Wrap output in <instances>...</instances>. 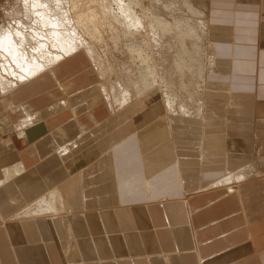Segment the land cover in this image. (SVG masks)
I'll list each match as a JSON object with an SVG mask.
<instances>
[{
	"label": "crops",
	"instance_id": "1",
	"mask_svg": "<svg viewBox=\"0 0 264 264\" xmlns=\"http://www.w3.org/2000/svg\"><path fill=\"white\" fill-rule=\"evenodd\" d=\"M197 1L201 118L163 117L152 93L113 111L82 53L0 92V264H264V175L217 185L264 171V0ZM54 188L69 213L12 219Z\"/></svg>",
	"mask_w": 264,
	"mask_h": 264
},
{
	"label": "bare ground",
	"instance_id": "2",
	"mask_svg": "<svg viewBox=\"0 0 264 264\" xmlns=\"http://www.w3.org/2000/svg\"><path fill=\"white\" fill-rule=\"evenodd\" d=\"M144 1H147L150 4V9L143 11L142 7ZM164 2L165 0L15 1V3L19 4L21 9L25 12L24 16L28 20H31L28 15H33L34 25L32 27H28L27 24L25 25L22 21H17L18 18H16V21H14L10 27L9 24L7 27L0 25V92L6 93L11 91L18 84H21L22 82L27 81L28 79L33 78L40 73L44 71L49 72L50 68L55 64L75 53H82L90 62L91 67H94L93 63L87 56V53H92L94 48L84 38L97 43L102 42L100 26L108 25L109 29H113L110 24L106 22V19L113 20V18H116L119 20L120 18L117 17L118 13L122 18L121 24H123V29L125 27V29L121 32L122 34H125V37L132 38L136 30H141L140 25L144 24V20L147 19L149 15L150 17L148 18H151L152 20L150 21L149 26H154V34H160L162 37H165V33L167 32L169 35V33L172 32L173 27L170 30V24L166 21H163L164 19L161 20L159 19V16H152L155 12V7H157L158 4H163ZM181 2L187 12L197 20H200V22L197 21V28L195 26H191L189 22H185L187 26L184 24L179 26L180 29L185 30V35L182 37L176 36V39H179L178 41L183 43L182 46L187 49V56L193 59V63H197L200 56L201 58L204 56L205 58H208L206 57L207 50H205L202 43H199L200 38L202 37H200V34H196V32H201L204 27L205 33L207 35L208 22H205L206 25H204L202 20L205 19L204 17L206 16L204 15L203 11L205 8H203V5H200L199 8L195 7L191 0H182ZM47 4H50L51 7ZM111 4H114L117 8L116 13H113L115 16L111 15ZM162 7L165 8L166 5ZM201 7L203 9H201ZM7 9L8 8L4 9L3 17H12L14 15L18 16L20 14L19 12H12L9 14ZM135 10L140 12L138 15L141 16V18L136 15ZM163 15L166 16V14H162L161 16ZM192 20L194 21V19ZM130 28H133L134 32L129 31L128 29ZM142 28L144 29V27ZM147 48L148 45H146V49ZM142 51L143 50L141 49V53H143ZM138 53L140 54V48ZM144 56H146V58H142L140 60V66L136 68V71L132 69L127 70L125 73V77L127 76L125 81L119 77L115 83L109 81L107 84H104L105 86L102 87L103 94L99 95V97L103 98L106 103L111 106H113L115 103L118 104L119 108L121 107L122 109L124 105H129V103L133 101L143 103L145 100L144 97H147L149 93L155 94V96L158 98L156 92L152 91L157 89L161 95L163 106H165H162L164 113L163 117H166L168 113H170V115H182L184 117L190 115L189 109L186 106L187 102L185 103L186 100L179 101L176 99V91L174 90L175 84H173L171 80L167 81L166 77L164 76L159 77L160 75L158 76L155 66L151 64L152 60L149 54L144 52L142 57ZM208 62V66L205 63V66L207 67L197 64L196 68L190 69V71H194L195 73V80L201 79L204 81L206 74L211 72L215 64V57L210 59L208 58ZM179 65L180 63L178 64V67H176L177 72L182 74L187 70L188 67H185L186 64L184 61H181V66ZM91 70L97 77H101L100 73L102 74V70L99 74L97 73L98 70L97 72H95L92 68ZM163 87H165L166 91H161ZM187 90H189V87ZM193 94L194 91L190 94L188 91V99H193V96H191ZM197 105L196 113L198 114L200 111L202 114L203 105L200 106V103ZM16 127V135H18V137H22L23 131L21 130L20 126ZM254 167L256 166L252 164L245 167V169L240 170L238 173H227V177L223 180L221 179V181L216 184L225 188L229 193H237V191L240 190L242 183L249 180L247 179L249 176L256 177L258 175H264V173L258 171ZM4 173L6 176V182H9L13 181L15 177L17 178L20 176L23 171L20 167V164H16L10 169L5 170ZM58 191L59 190L57 188L50 189L45 193V195H43V197L37 199V201H35V203H33L29 208L24 207L19 213H14L15 215L12 217V219L22 220L32 217H47L49 219H53L55 217L69 213L63 201L61 200V196Z\"/></svg>",
	"mask_w": 264,
	"mask_h": 264
},
{
	"label": "rangeland",
	"instance_id": "3",
	"mask_svg": "<svg viewBox=\"0 0 264 264\" xmlns=\"http://www.w3.org/2000/svg\"><path fill=\"white\" fill-rule=\"evenodd\" d=\"M15 1L17 2L18 0H13V2L9 5L7 10L9 14H11L12 12L14 13L19 12L20 14L18 16L14 15L12 17L4 16L2 21H0V25L7 27L9 24V27H10L12 26L13 22L16 21V18H18L17 21H22L25 25L27 24L28 27H32L34 25L33 15H28V17H30L31 19V20H28L24 16L25 12L21 9L19 4L15 3ZM181 1L182 0H167V1L165 0L163 4H158L157 7H155V12L153 13L152 16L153 17L159 16L160 18L159 17L157 18L161 20L164 19L163 21H166L167 23L170 24V30L173 27V30L172 32L169 33V35L167 32L165 33V37H162L160 34L158 35L156 33L154 34V26L152 27L149 26L150 21H152L151 18H148L150 17V15L147 17V19L144 20V24L140 25L141 30L139 31L136 30L132 38L125 37V34L121 33L122 30L125 29V27L123 29L122 27L123 24H121L122 18L119 16V13H118L117 17L120 18V19L118 18L119 20H117L116 18H113V20L106 19V22L109 23L113 29H109L108 25L100 26L102 42L97 43V42L90 41L84 38L87 42L91 44V46L94 48V51H95L94 52L92 50V53L90 54L87 53V56L89 57L90 61L93 63V66H94V67H91V64L89 62L90 67L95 72H97L98 70L97 72L98 74L102 70V74L100 73L101 77L98 76V79H99L98 87L100 90V95L103 94L102 87L105 86L104 84H107V82L109 81L110 82L112 81L113 83H115V81L119 77L120 79H123L125 81V78L127 77V76L125 77V73L127 72L128 69L130 70L132 69L136 71V68L140 66L139 65L140 60L142 58L143 59L146 58V56L142 57V55L144 54V52L145 53L147 52L152 60L151 64H153L156 68L155 70L158 73V76L159 75H160L159 77L164 76L166 77L167 81L171 80V82L175 84V86L173 85L175 89L174 88L173 89L176 91V94H175L177 97L176 99H178L179 101L186 100L185 103L187 102L186 106L190 112V115H188L187 117H191V118L195 117L196 119L202 117L203 113L201 114V112L199 111V113L197 114L196 110L198 106L197 104L200 103V106L203 105L202 99H203L205 78H204V81H202L201 79L195 80L196 79L195 73L194 71H190V69L196 68L197 64H201L203 67H207L209 65L208 58L210 59V58H213L214 56L211 55V53L209 52V47L211 43L208 42L207 40V35L205 33L204 27L201 32H196V34H200V37H202L200 38L199 43H202V45H204L205 50H207L206 57L208 58H205V56L201 58L200 56L197 63H193V59L187 56V49L184 48V46H182L183 43L181 41H178L179 39L178 40L176 39V36L182 37L183 35H185V30L180 29L179 26L183 24L187 26L185 22H189L191 26H195L197 28V21L200 22V20H197L190 13L187 12L185 7H183ZM191 1L194 4V6L197 8H199L200 5L202 4V3H199L197 0H191ZM47 5L50 6V4H47ZM111 5H112L111 15L115 16V14L113 13H116L117 8L114 4H111ZM165 5L166 7L163 8L162 6H165ZM149 6L150 4L147 1H144L143 2L144 8L142 7L143 11L146 9L147 10L150 9ZM201 9L203 8L201 7ZM203 11H204V15H206V11L205 10ZM135 12H136V15L139 18H141V16L138 15V13L140 12L138 10H135ZM160 14L161 15L166 14V16L164 15L161 16ZM204 18L205 19H202V20L204 22V25H206L205 22H207L206 21L207 17L205 16ZM192 19H194V21ZM142 27H144V29ZM128 30L131 32H134L133 28H130ZM146 45H148L147 49H146ZM139 48H140V54L138 53ZM141 49L143 50L142 51L143 53H141ZM181 61H184V63L186 64L185 67H188V68L182 74H179L177 72L176 67H178L179 63H180L179 66H181ZM205 63L207 64V66H205ZM203 70L205 71L204 68ZM196 81L199 85L196 83ZM188 87H189V90H187ZM152 91L156 92V94L158 95L156 103L158 104V106L161 107V110H162L161 115L164 116L163 108H162L163 102L161 99V95L157 89H154ZM161 91H166L165 87H163ZM188 91H189V94L194 91V94L191 95L193 96V99L192 98L188 99L187 97ZM163 98L165 100L164 95H163ZM125 106L127 105H124L123 107ZM112 107H113L112 109L113 111H118L120 109L118 108L119 106L116 103L113 104ZM116 108H118V110ZM168 115H170V113H168L167 116ZM251 164L253 163L251 162ZM261 172L264 173V171H261ZM251 177H254V176H251ZM35 201L26 205L25 208H29L30 206H32V204L35 203ZM20 211H18V213Z\"/></svg>",
	"mask_w": 264,
	"mask_h": 264
}]
</instances>
